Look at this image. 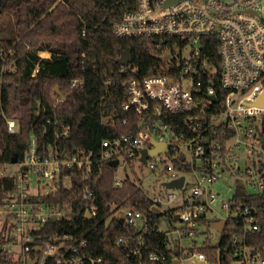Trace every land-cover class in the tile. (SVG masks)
Returning a JSON list of instances; mask_svg holds the SVG:
<instances>
[{
	"label": "built area",
	"instance_id": "1",
	"mask_svg": "<svg viewBox=\"0 0 264 264\" xmlns=\"http://www.w3.org/2000/svg\"><path fill=\"white\" fill-rule=\"evenodd\" d=\"M164 1L137 0L134 9L126 11L113 25L114 34L118 37L177 36L186 38L183 49H190L187 55L175 58L177 65L180 61L183 64L176 76L157 73L123 82L125 99L122 108L132 110L138 118L141 127L137 132L103 139L97 153L87 149L61 153L52 144L40 151L32 137L22 158L15 162L1 161L4 148L0 146V176L14 177L13 189L0 199V229L4 227L11 234L2 249L15 264H27L31 258L36 259L35 264H48L47 259L56 254L54 264H105L102 258L81 255L76 245L67 244L75 238L67 231L61 235L54 233L46 240L40 235L34 236V230L67 214L59 204L40 200L38 196L51 193L59 180L69 187L72 175L64 173L69 170L82 171L83 181L91 178L95 167L98 173L101 172L100 163L104 159H117L118 167L121 159L129 164L142 163L139 161V149L152 147L151 139L165 145L157 153L159 159L153 160L157 155H149L145 165L159 176L160 187L165 189L151 195L142 178H138L139 187L145 189L150 200L148 217L155 214L158 219L154 230L162 235V246L153 244L154 249L146 250L149 246L145 238H135L136 246L126 245L124 257L132 260L128 264H223V261L264 264V258L258 251L247 245L248 233L259 228L253 209L233 198L236 183L243 184L253 194L264 188V149L260 133L264 117V0H178L167 7L163 6ZM213 34L218 46V72L206 66L199 46L201 36ZM204 68L206 72L201 74ZM205 76L207 85H203ZM216 76L220 89L218 94L214 88ZM70 84L78 86L80 81L73 79ZM261 95V104H254ZM177 114L183 116L186 135L161 118ZM5 121L8 133L14 134L18 129L17 121L10 118H5ZM67 131L68 128L62 135ZM182 147L190 153L191 160L186 159ZM176 158L189 164L195 179L190 185V193H183L181 204L167 209L164 204L175 197L168 190H184L186 184L185 176L174 168ZM126 175L121 176L118 172L114 184L120 185ZM180 175L184 176L180 187L166 188L162 184ZM221 179L234 181L229 199L220 198L221 191L210 188L212 183ZM91 181L92 185L87 183L82 189L84 197L91 202L85 208L83 218L88 212L94 216V221L98 213L93 203L96 181ZM34 195L39 199H33ZM219 206L227 213L222 220L230 227L242 230L233 232L230 239L233 247L218 248L211 255L205 250L206 239L218 243L221 233L210 228V222L218 219H209L206 215L218 213ZM158 208L161 211L159 215L155 211ZM161 214L167 216L169 228L165 230L159 224ZM111 218L140 229L148 228L147 217L135 208L116 209L111 206L105 222ZM204 221L209 224L205 225ZM202 224L208 227L205 231L201 229ZM35 237L39 241L33 244ZM123 241L118 239V242ZM17 242L21 246L19 251L7 247L9 243ZM85 244L81 241L78 245L84 247ZM35 249L38 253L32 256L31 251ZM252 249L254 253H251Z\"/></svg>",
	"mask_w": 264,
	"mask_h": 264
},
{
	"label": "trees",
	"instance_id": "2",
	"mask_svg": "<svg viewBox=\"0 0 264 264\" xmlns=\"http://www.w3.org/2000/svg\"><path fill=\"white\" fill-rule=\"evenodd\" d=\"M137 0H0V146L4 148L1 161L20 160L34 137L40 151L50 144L61 153L78 149L100 150L103 139L122 133L137 132L141 124L132 110H124V83L130 78L141 79L148 75L176 76L179 67L175 58L167 60L164 53L170 49L182 50L186 38L177 36H116L114 23L126 11L134 9ZM158 40L159 42H155ZM164 41V43H161ZM216 36L199 38L201 57L206 66L220 70ZM128 47L131 61L127 65L117 63L121 50ZM46 52L48 56L40 55ZM206 69L201 71L205 74ZM207 85V77L205 76ZM78 79L80 85L71 86ZM218 77L214 78L216 93L220 92ZM58 86L64 99L54 92ZM5 118L15 119L18 129L9 134ZM163 121L176 131L187 134L182 114L164 115ZM125 120V121H124ZM68 128L65 135L62 132ZM264 149V117L260 129ZM101 172L95 167L90 179L83 181L82 171L69 170L72 184L67 187L59 180L51 193L39 195L40 200L59 204L67 211L64 218L45 223L33 234L45 239L64 231L75 236L67 244L76 245L81 255L102 258L105 264H128L126 245L136 246L135 238L144 237L146 250L153 244L162 246V235L155 232L157 217H148L150 200L145 189L139 187L138 176L127 174L120 185L114 184L118 165L109 159L100 163ZM174 168L190 171L188 163L176 158ZM96 181L94 204L98 208L92 222L83 218L91 202L83 195V187ZM264 186V183H263ZM14 187V177L0 176V199ZM34 195L33 199H39ZM237 203L253 209L258 230L249 232L247 245L254 247L264 258V188L260 193H249L241 183L235 184L233 197ZM116 209L135 208L147 217L148 228L121 223L117 218L105 222V216ZM208 225V221L203 222ZM220 232L219 242L206 239V253L213 255L218 248L234 246L230 242L233 232L241 228L229 223ZM11 234L0 229V264H15L3 253L2 246L9 242ZM124 239L118 242V239ZM39 241L35 237L33 244ZM81 241L86 246L78 245ZM61 250V248H57ZM38 251L32 250L35 256ZM57 254L47 259L54 264ZM141 258V257H139ZM134 260V259H133ZM223 264H230L223 261Z\"/></svg>",
	"mask_w": 264,
	"mask_h": 264
},
{
	"label": "rangeland",
	"instance_id": "3",
	"mask_svg": "<svg viewBox=\"0 0 264 264\" xmlns=\"http://www.w3.org/2000/svg\"><path fill=\"white\" fill-rule=\"evenodd\" d=\"M189 48L183 49L180 51L179 49H175L174 52L171 53L170 49H167L164 53V57L167 60H173L174 58L180 56V55H187L189 52ZM40 55L42 56H48L46 52L41 51ZM184 153H186V159L191 160V155L188 153L184 147L181 148ZM159 159V155L153 157V160ZM119 175H124L125 173L133 176H138L139 178L141 177L143 180V185L146 187V189L149 190V193L151 195H157L159 190L162 189L164 190L165 188H161L159 182L161 179H159V176L153 173L152 171L149 170L148 166L143 164V163H138V162H133L131 164L124 162L123 159L120 160V167L118 169ZM185 176V181L186 184L184 185V190L181 188H176V189H171L168 190L169 192H173L175 194V197L173 201L165 203L164 207L165 208H176L179 206L182 202V195L183 193L185 195H188L190 193V185L194 182V175L190 171H182L181 172ZM164 174V172H163ZM163 177V176H162ZM161 178V177H160ZM233 185L234 181L232 179H227V180H218L214 183H212L210 188H213L214 190L221 191L220 198L224 199H229V197L232 195L233 192ZM231 187V189H229ZM229 189V190H228ZM227 213L225 211H222L219 206L218 213H207L206 217L209 219L216 218V219H222L225 218ZM159 224L161 225V228L165 230L166 228H169V224L167 221V216L165 214H161L159 216ZM0 227H1V222H0ZM208 227L205 225H201L202 231H205ZM211 228V227H210ZM202 235V234H201ZM199 236L197 239V242L200 243V239L202 236ZM9 249L14 250L15 252L20 250V245L19 243H9L7 246Z\"/></svg>",
	"mask_w": 264,
	"mask_h": 264
},
{
	"label": "water",
	"instance_id": "4",
	"mask_svg": "<svg viewBox=\"0 0 264 264\" xmlns=\"http://www.w3.org/2000/svg\"><path fill=\"white\" fill-rule=\"evenodd\" d=\"M178 0H165L163 3L164 7L170 6L172 3L177 2ZM155 42H159L158 40H155ZM161 43H164V41H162ZM117 63H120L122 65H127L130 61H131V52L130 49L128 47L124 48L123 50H121V53L119 55V57L117 58ZM185 82V81H184ZM186 83V82H185ZM54 92L59 95L62 100L65 98L64 95L61 93L60 89L58 86H55L54 88ZM211 98H214L213 95H210ZM262 95L260 96V99L258 101H256L254 104H261L262 101ZM152 147L150 148H146V147H142L139 149V161H141L143 164L146 163V159L147 156H153V155H157V153L164 147L165 143L164 142H156L154 139H151L150 141ZM181 159H183V157H181ZM110 164L112 166H116L118 164V160L114 159L110 161ZM183 175H180L179 177H177L175 180L172 181H168V182H162V184L166 187V188H176V187H180L183 183ZM156 213L159 215L161 213V211L158 209L155 210ZM177 217V215L175 216V218ZM94 218V216L90 213L87 212V214L85 215V219L86 221H92ZM225 221L222 219H218V220H214L212 222H210V227L215 229L217 232H222L225 226ZM36 248V247H35ZM255 250L252 249L251 253H254ZM35 258H31L28 260L27 264H35Z\"/></svg>",
	"mask_w": 264,
	"mask_h": 264
}]
</instances>
